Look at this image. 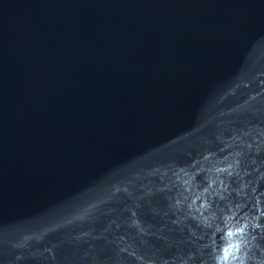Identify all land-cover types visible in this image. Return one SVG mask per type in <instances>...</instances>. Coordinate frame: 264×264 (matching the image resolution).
Instances as JSON below:
<instances>
[{"label": "water", "instance_id": "1", "mask_svg": "<svg viewBox=\"0 0 264 264\" xmlns=\"http://www.w3.org/2000/svg\"><path fill=\"white\" fill-rule=\"evenodd\" d=\"M0 264H264V0H0Z\"/></svg>", "mask_w": 264, "mask_h": 264}]
</instances>
